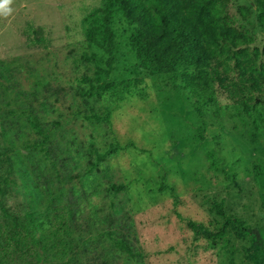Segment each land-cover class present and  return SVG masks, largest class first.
Returning a JSON list of instances; mask_svg holds the SVG:
<instances>
[{"label": "rangeland", "instance_id": "1", "mask_svg": "<svg viewBox=\"0 0 264 264\" xmlns=\"http://www.w3.org/2000/svg\"><path fill=\"white\" fill-rule=\"evenodd\" d=\"M100 2L12 0L11 13L0 15V153L11 149L17 182L2 202L30 205L44 222L52 221L53 207L71 203L94 225L92 235L129 225L141 258L117 255L116 264H250L245 243L229 231L210 244L187 223L215 231L218 203L251 228L264 224V124L213 86L197 99L171 76H147L118 27L105 75L106 55L85 41L81 23ZM238 10L248 11L245 22ZM223 11L236 26L253 29L250 50L264 51L250 0H226ZM83 76L94 86L141 84L85 104ZM85 110L100 121L85 119ZM31 122L48 134L47 152L34 147L42 137ZM111 149L96 163V154ZM109 183L125 190L112 199Z\"/></svg>", "mask_w": 264, "mask_h": 264}, {"label": "trees", "instance_id": "2", "mask_svg": "<svg viewBox=\"0 0 264 264\" xmlns=\"http://www.w3.org/2000/svg\"><path fill=\"white\" fill-rule=\"evenodd\" d=\"M225 5L226 0H101L81 23L85 41L106 55L105 75H109L114 62V30L118 27L126 51L147 76H171L177 87L197 99L199 90L213 86L247 118L254 117V122L264 124V51L249 49L253 29L236 26L225 15ZM250 6L254 8L256 26L264 34V0H250ZM235 14L245 22L248 11L238 10ZM81 81L89 85L81 94L85 104L93 95L117 91L130 94L141 84L140 80H131L94 86L85 76ZM83 114L87 120L100 121L87 110ZM30 125L42 137L34 147L47 152L44 145L48 134L36 124ZM112 151L96 154V163ZM10 153L11 149L0 153V171L4 173L0 177V264H116L117 255L141 258L131 242L129 225L124 224L125 231L118 226L100 228L92 235L94 225L71 203L53 207L52 221L44 222L38 220L30 205L23 210L2 202L11 187L17 186L11 177L14 168ZM124 190L123 184L108 185L112 199ZM214 207L222 218L215 231L187 224L210 244L229 231L245 243L243 250L250 264H264V224L251 228L235 216L225 215L220 204ZM119 218L125 220L124 216Z\"/></svg>", "mask_w": 264, "mask_h": 264}, {"label": "clouds", "instance_id": "3", "mask_svg": "<svg viewBox=\"0 0 264 264\" xmlns=\"http://www.w3.org/2000/svg\"><path fill=\"white\" fill-rule=\"evenodd\" d=\"M12 3V0H0V15L2 16H8L12 9L10 8V5Z\"/></svg>", "mask_w": 264, "mask_h": 264}]
</instances>
